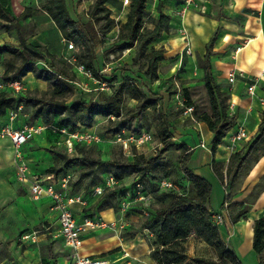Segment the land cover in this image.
I'll return each instance as SVG.
<instances>
[{"label":"rangeland","instance_id":"374dc122","mask_svg":"<svg viewBox=\"0 0 264 264\" xmlns=\"http://www.w3.org/2000/svg\"><path fill=\"white\" fill-rule=\"evenodd\" d=\"M21 1L22 8L24 7L25 10L20 13L17 22L25 20V15L29 13L27 9L37 11L39 14L29 20L28 25L21 26L18 30H16V25L14 24L16 21H2L0 46L12 45L16 47L19 45L20 36L24 42H29L36 37L34 38L36 40L32 39V44L26 43V45L32 47H34L33 45H38L37 40L47 39L49 41L48 47L46 46L44 49L41 46L35 47L36 51L44 57V60L35 63L34 67L36 69H47L51 63L56 67H63L67 70L73 80L71 83L73 91L66 99L67 104L86 101L89 98L97 100L99 93L109 94L112 91H120L121 89L125 107L122 115H125L126 111L136 105V101L130 98L132 87H136L147 98L156 101L155 110H147L142 117L135 119L131 123L132 132L145 130L151 133L153 136L151 144L144 145L139 150L133 149L131 153L125 152L121 144L107 134L108 128L114 127L117 122L116 119L112 118L109 120L98 117L95 119L91 129L83 131L78 128L76 130L79 135L78 138L88 134L98 140L92 145L87 146L84 141H74L72 150H69L66 144L67 136L50 135L46 130L40 134L41 136H35L26 143L22 148V154L27 162L31 163L33 171L42 175H50L58 187L63 184V180H66L64 191L66 195H81L84 199H90L87 204L91 203L92 206L96 204L94 202L96 199L92 197V189L102 184L106 176L114 170L113 167L106 166L105 163L130 162L133 157L131 154H134L144 160L155 159L152 162V172L148 177H144L143 180L144 187L150 193L146 213H150L153 216L157 210L165 209L169 205L172 195L193 197L194 190L180 168L183 152L175 148L163 151V146L158 136V130L163 126L161 115L167 118L168 129L174 138L172 141L176 145H182L181 137L190 143L191 130L189 131L186 128H190L197 133L196 123L199 122L195 117V113L198 116L205 113L211 115L208 95L202 81L203 75L195 70L200 69L199 65L203 60L199 55V45L195 44L193 40L191 41L188 31L182 28L179 23L181 17L177 12L184 8L182 0H161L163 3L171 5L172 9L167 11V13L173 22H169V31L167 33L160 32L158 38L146 47L144 52L138 56L136 63L133 62L135 61L133 58L136 55V43H133L132 49L123 50L121 48L122 42L118 39L119 27H114L111 31L104 34L98 33L97 41H100V48L96 54V69L102 75H107L109 79L107 84H100L92 77L80 74L76 70L77 64H72L66 60L77 52V48L73 46L72 50H68L66 41H61L60 39H58V42L55 41V37L58 38V36H56L54 25L39 10V8L42 9L47 0ZM159 1L147 0L146 10L151 18L157 19L158 17ZM63 2L69 17L73 21L87 22V14L94 0H63ZM218 2L219 0H210L208 10H205V8L204 10L188 8L187 11L210 17L211 9L215 8ZM25 3L26 6H23ZM175 3L178 4L176 8H174ZM115 4L118 7L114 6V9H112L111 18L116 22L124 23L126 19L124 22L119 20L124 12L122 10L123 5L118 0H108L106 6L110 8ZM128 5L125 6V11L128 10ZM160 8L163 12L164 7L162 4H160ZM98 25L95 27H98ZM151 29H153V24L146 21L144 31ZM17 33H19V36ZM183 33H186L190 39L191 54L181 53L182 45L179 41ZM151 48L154 51H161L163 60L158 65L156 78L148 80L145 78L147 71L145 55ZM10 59L14 58L8 54L0 55V81L6 69V62ZM20 65L19 59H14L12 71H16ZM215 74L218 76L217 73ZM29 79H31V83H28ZM21 81L25 88L27 87L24 92L25 97L49 98L50 90L48 85L44 82L42 83V81H37L32 74H28ZM221 91L230 98L228 86L221 87ZM186 101H189L193 106L192 111L187 114L185 110L189 106H187ZM226 104H228V100ZM23 111L24 114L31 112L29 107H23ZM189 114L193 119L190 118ZM22 120H18L21 125L42 127V123L39 120L31 121L30 117ZM127 134L128 132H125V135ZM198 138L199 136L197 135ZM187 147L190 151L192 150V146ZM4 150H1L2 164L12 170L8 172L6 179L3 175H0V264H26L27 261L25 260H29L30 256L26 257V252L31 255L34 253L40 259L44 258L47 264H58L57 256L54 257L52 250L49 251L47 248L50 243L48 240L46 242L41 240L38 247L31 246L26 248L21 245L23 244L20 242L22 234L37 230L45 221H51L52 219L47 216V211H43V209H46V204L35 202L26 191L13 182L14 167L12 168L11 166L12 158L6 155ZM201 151L199 148L196 150L195 158L199 157ZM74 159H82L83 162L79 166L67 169L66 165ZM229 159L222 162L223 173H225ZM90 161L98 162V164H91ZM256 163L252 159L247 160V163L239 173L236 176H232L229 182L226 183L224 176L223 184H220V187L222 185L221 191L218 190L212 193L210 200L213 206L216 204L213 207L215 211H219V207L215 203L216 200L220 199L222 202L226 198L227 206H222V210L225 213H222V210L218 212L223 218L222 226L225 218L230 220L243 206L248 207L256 197L259 187L264 185V179H260L254 188L247 181V176ZM53 166L59 170V173L57 175L47 174V169ZM136 173L141 172H136L133 167L128 168L126 174H129L130 179L126 180L127 184L136 177ZM162 180L171 184V188L160 187L163 192L159 193L155 190L154 183ZM104 200L100 207L111 206L112 201L109 197ZM139 208L144 207L135 206V211H139ZM73 212L78 216L81 209L77 207ZM124 220L129 223L120 233L96 231L90 237L100 243L117 241L116 246H113V244L112 246L109 245L107 249L109 251L103 254L105 257L109 256L107 259L111 261V264H155L149 256L153 250V238L145 230L141 229L145 218L140 219L136 215H126ZM185 248L186 255L189 252V248H191L189 252L191 257L188 258L189 262L186 264H191V260L195 257L216 258L213 250L192 232L185 242ZM114 254H117V256L112 257L111 255ZM124 256L127 258H124ZM31 263H33V260Z\"/></svg>","mask_w":264,"mask_h":264},{"label":"trees","instance_id":"16d2710c","mask_svg":"<svg viewBox=\"0 0 264 264\" xmlns=\"http://www.w3.org/2000/svg\"><path fill=\"white\" fill-rule=\"evenodd\" d=\"M128 1L129 5L124 23L116 22L111 18L112 10L106 6L108 0H94L87 14L88 20L85 23L73 21L69 17L63 0H47L42 7L64 41L72 43L77 48V52L74 54L75 63L83 66L85 72L100 84H107L109 79L107 75H102L96 69V54L100 48V41H97L98 33L104 34L114 27H119L118 39L122 42L121 48L123 50L132 49L133 43H136V55L133 58L135 60L133 62L136 63L138 56L144 52L146 47L158 38L160 32L167 33L169 22H173L168 14L160 10L162 1L158 2L157 19L151 18L147 12V0ZM119 3L122 5V0H119ZM177 5L175 3L174 8ZM18 18L13 15L11 0H0V26L1 21H17ZM146 21L153 24V29L144 31ZM100 22L102 23L100 24ZM97 24H99L98 27H95ZM216 36L217 32L212 35L205 46L204 57L199 65V68L203 70L202 81L208 95L211 115L205 113L198 116L195 113L198 122L204 123L213 134L211 143L213 156L217 148L224 143L227 132L235 125V118L229 114V105L226 104L229 98L222 93L221 86L216 83L212 73L210 57L213 54L212 49ZM2 54H8L14 59H19L21 65L13 72L14 59L8 60L1 81H20L28 74H32L36 80L48 85L50 96L49 98H27L24 95L16 96L8 91H2L0 92V116L15 110L18 105L29 107L31 121H41L42 127H45L50 135L62 136L59 132L62 129L69 134L78 128L87 131L92 128L95 119L100 117L109 120L116 119L117 122L114 127L107 130L108 135L115 137L123 132H132L131 123L135 119L142 117L149 109H156V101L147 98L136 87H132L130 95V98L136 101V105L126 111L125 115H122L125 107L121 89L109 94L99 93L97 100L89 98L86 101L67 104L66 99L73 91L71 85L73 80L65 68L56 67L50 63L47 69H36L35 63L44 60V57L36 51L35 47L26 45L21 37L19 45L16 47L12 45L0 46V55ZM145 56L147 66L145 78L153 80L156 78L158 65L163 60V53L151 48ZM186 104L189 106L188 108L193 109L189 101H186ZM161 120L163 126L158 130V136L163 151L175 148L183 152L180 168L194 190V196L172 195L169 205L165 209L157 210L153 216L150 213H147L146 216L142 215L147 207L139 208V211H135V208L131 209L140 219L145 218L141 229L148 230L152 235L153 250L150 252V259L155 264H186L188 257L185 252V242L192 232L213 250L216 258L195 257L191 260V264H242L234 250L222 240L218 226L212 221V217L217 213H213L210 209L211 185L189 168L188 163L192 156V150L190 151L184 144H174L173 136L168 129L167 118L161 115ZM133 133L137 132L133 131ZM244 153L245 155H243ZM262 155H264V111L261 112V122L257 128V135L248 143L246 150L230 155L225 173L222 172L223 164L214 160L211 162V170L220 183L223 184L224 176L227 183L232 176L239 173L247 160L252 159L257 162ZM153 161L155 159L144 160L142 157L138 158L133 155L130 162H107L105 165L114 168L111 174L120 183L129 178V174H126L127 170L133 167L136 172H141L136 173V176L143 183L144 177H148L152 172ZM82 162V159H74L66 165V168L79 166ZM90 163L98 164V162L93 161ZM46 172L57 175L59 170L53 166L48 168ZM158 183H154V188L161 193L163 191L159 189ZM120 189L105 194L98 199L99 203L102 204L107 197L114 201V196L119 194ZM144 190L150 195L145 187ZM225 199L222 206H227ZM136 206L140 205L137 204ZM248 211L249 207L243 206L234 214L231 221L235 223L240 218H245ZM252 248L257 255L264 254V217L255 220L253 223ZM48 250L51 251V246L48 247ZM41 264H47L44 258H41ZM259 264H264V259Z\"/></svg>","mask_w":264,"mask_h":264},{"label":"crops","instance_id":"0c3cea01","mask_svg":"<svg viewBox=\"0 0 264 264\" xmlns=\"http://www.w3.org/2000/svg\"><path fill=\"white\" fill-rule=\"evenodd\" d=\"M196 1L200 5H203L205 7V10H208L210 0ZM21 3V0H11L12 12L15 18L20 17V13L25 10L24 7L22 8ZM162 5L164 7L163 12L165 14H168L167 11H171L170 9H172L171 5L166 3H162ZM23 6H26V3L23 4ZM114 6L118 7V5L116 4ZM122 7L124 13L119 20H121V22H124V20L126 19L127 11L124 10V6ZM110 9L112 10L114 9V7H110ZM39 10L44 13L45 16L52 22V20L42 9L39 8ZM27 11L29 13L25 15V20H20V22L13 21L15 22L14 24L16 25V30H18L21 26L28 25V22H30L29 20L39 14L37 11H30L28 9ZM210 15V17H206L199 14H194V12L191 11H186L183 18L180 19L179 23L182 28H185V30L188 31L191 41L193 40L195 44L199 45L200 54H198L202 58L204 57L205 46L209 42L212 35L217 32L216 40L213 44L212 49L213 54L210 57L212 73L214 80L218 85H220L221 87L228 86V92L230 94L228 105H233V117L235 118V124L237 126L227 133V136L224 139V143L217 148L214 156L211 152L213 134L208 130L204 123H196V127L198 128L197 133L190 128H186L189 131L191 130L190 143L182 137L180 139L182 140L181 144L192 146V156L188 163V166L196 175L202 177L211 185L212 195L213 192L222 190V185L220 187L221 183L217 181V178L211 170L212 160L220 163L228 160V158L230 157L226 149L229 143L228 138L232 135V133H234L238 125H242L245 128V131L247 132V139L238 144L237 152L245 151L248 143L257 135V128L261 122V112L264 111V107H262L257 100V97H261L260 88L264 86V75H262V73H264V0H219V2L216 4V7L211 9ZM52 24L54 25L53 22ZM54 28L56 31V36H58V38L55 37V41L58 42V39H60L61 41L64 40L61 37L59 31L56 29L55 25ZM17 34L19 36V33ZM32 39L29 42H25V44H32ZM48 42L49 41L47 39L42 38L40 39V41L37 40L38 45L33 46H41L44 49V47L49 46ZM179 42L182 45L181 39ZM195 70L203 75L202 69ZM232 71L242 73L244 77H238L232 84H229L227 82V79ZM215 73H217L218 76ZM252 79L259 80L256 88L257 97L255 98H251L246 94V88L249 85L250 80ZM31 82V79H29L28 83ZM28 117H30V113H26L25 116L19 115L12 124V127L19 128L23 126L24 124L21 125L18 120H22L23 118L25 119ZM7 121L8 113L4 116H0V129L7 124ZM22 122L24 121L22 120ZM44 131L45 129L40 134H42ZM40 134L36 136H39ZM197 135L199 136L198 139ZM201 143L204 144V148L199 147ZM198 148L202 151L200 152L199 157L195 158V152ZM3 149H5L4 151L6 155L11 156V166L13 168L14 166L12 148L11 143L7 138L0 139V175H3L6 179V176L9 174L8 172L12 169H8L2 164L1 150ZM27 163L32 175H37L38 177L44 178L45 180H47V182H54L52 178L49 179V177H51L50 175L35 173L31 167V163L29 161ZM260 179H264V155L259 158L257 163L251 169V172H249V175L247 176V181L249 184H252L253 188ZM13 182L19 185L21 189L28 193L27 186L20 184L15 180V174ZM56 187H58L57 184ZM85 199L89 201L88 198ZM95 199L96 200L94 202L96 204H93L92 206L91 203H88L87 207L85 208L79 205L72 206V212L77 207L81 209V212L78 216H76L73 212V214L76 216L77 221L82 222L84 218L91 217L93 215L101 218L107 223L116 221L118 219V207L116 205V202L112 201L111 206L102 208L100 207L101 203H99L98 199ZM34 201L46 204V209H43V211H47V216L52 220L45 221L41 225V227L37 229L39 231V235L36 243H26L21 245L26 248L31 246L38 247V244L41 240L45 242L48 240L50 242L48 244V247L51 246L53 256H57L58 264H69L66 259L69 251L64 248L61 239L58 236V216L57 213L52 210L51 200L47 197H42ZM215 203H217L219 211L214 210L213 207L216 204L213 206L210 200L211 211L213 213L220 212L222 210L224 200L221 202L220 199H218ZM248 207L249 211L246 214L245 218H240L235 223H233L231 219L228 220L227 218H225L223 226L222 224L219 225V231L222 240L234 250L237 258L241 261L242 264H259L260 261L264 259V254L259 256L253 251V223L255 220L264 217V185L259 187V191L257 192L256 197L253 199L251 204L248 205ZM222 213H225V211L222 210ZM36 215L38 214L36 213ZM127 223L129 222H127L126 220V226ZM96 231L112 232L109 229H97L84 235L83 245L80 251L81 255L102 260L106 262V264H111V261L107 259L109 256L105 257L103 256V254L109 251L107 250L109 248V245L112 246L113 244V246H116L117 241L113 240L109 243L107 241H104L103 243L94 241V239H92L90 236L91 234H93V232ZM190 250L191 248H189V252ZM189 252H187L188 258L191 257V254ZM25 255L26 257L30 255L29 260H25L27 261L26 264H41V259L39 257H36L34 253H32L31 255L26 252ZM111 256L116 257L117 254ZM124 258L127 257L124 256ZM32 260L33 263H31Z\"/></svg>","mask_w":264,"mask_h":264},{"label":"built area","instance_id":"2783aa9c","mask_svg":"<svg viewBox=\"0 0 264 264\" xmlns=\"http://www.w3.org/2000/svg\"><path fill=\"white\" fill-rule=\"evenodd\" d=\"M182 2L184 3V8L177 12L181 18H183L188 8H193L195 10H204L205 8L196 0H182ZM128 3V0H122V5L124 7L128 5ZM181 40V53L184 52L185 54H191L190 39L186 33L182 34ZM66 43L67 49L72 50V43ZM66 60L72 64L75 63L74 55L68 57ZM76 70L80 74L90 77V75L85 72L83 66L76 65ZM262 75H264V73H262ZM238 77L243 78L244 76L242 73L232 71L228 76L227 82L232 84ZM258 81V79L250 80L249 85L246 88V94L251 98L257 97L256 88ZM2 91H8L17 96L19 94L24 95L26 88L21 80L6 82L0 81V92ZM260 94L261 97H257V100L259 104L264 107V86L260 88ZM228 110L229 114L233 116V105H229ZM191 111L192 108H186L185 113L187 114ZM25 114L23 111V106L18 105L15 110L8 112L7 124L0 129V137L7 138L11 143L15 180L18 183L27 186L28 193L32 199L38 200L42 197H47L51 200L52 210L55 211L58 216V236L61 239L64 248L69 251L66 258L69 264H106V262L102 260L81 255L80 251L82 249L84 235L97 229H109L114 233H120L121 230L126 227V221L124 220V217L128 213H130V215L138 216L132 212L131 209L135 208L137 204L146 208L148 206L150 195L144 190L143 183L140 182V178L138 176H136L130 183L127 184L126 180H129L130 177L125 179L123 183H120L114 178L112 174H109L103 180L102 184L92 189V197L99 199L105 194L112 193L121 188L119 190V194L114 196V202H116L118 207V219L116 221L107 223L101 218L93 215L91 217L84 218L82 222L77 221L76 216L73 214L71 208L74 205H79L85 208L87 207V200L81 195L67 196L64 192L66 186L65 184L67 182L66 180H63L62 185L56 187L54 182H47V180L44 178L38 177L37 175H32L29 170L27 160L22 154V148L36 135L40 134L45 129V127H27L23 125L19 128H13L12 124L18 118V116H25ZM190 118L193 119L191 115ZM236 126L237 125L235 124L233 128ZM59 132L62 136H67L66 144L69 150H72L74 141H84L85 145L87 146L92 145L94 142H98L97 139L92 138L88 134L78 138L79 135L76 131L69 134L66 130L62 129ZM113 138L119 142L123 147V150L128 153H131L133 149L139 150L144 145H148L153 142V136L151 133L145 130H140L137 133L128 132L127 135H125V132H123L121 135H117ZM246 139L247 132L245 131V128L242 125H238L234 133H232V135L228 138L229 143L226 149L229 155L236 153L238 144ZM199 147L204 148L205 146L203 143H201ZM131 155L133 156L134 154ZM50 178L52 177H49V179ZM158 187L159 189L171 188V184L167 183L165 180H162L158 183ZM142 215H147L145 210L143 211ZM212 221L215 225L219 226L222 224L223 218L221 214L217 212V214L212 217ZM145 232L150 237H152L148 230H145ZM38 235V230L22 234L20 236V242L23 244H34L37 242Z\"/></svg>","mask_w":264,"mask_h":264}]
</instances>
